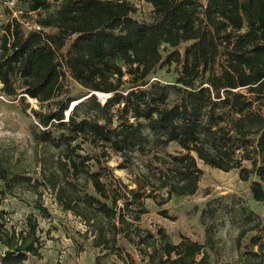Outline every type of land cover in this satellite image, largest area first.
Here are the masks:
<instances>
[{"label": "trees", "instance_id": "obj_1", "mask_svg": "<svg viewBox=\"0 0 264 264\" xmlns=\"http://www.w3.org/2000/svg\"><path fill=\"white\" fill-rule=\"evenodd\" d=\"M136 1L151 6L149 21L137 20L128 0H15L27 10L24 21L0 23V93L39 108L30 109L29 156L0 140V201L15 198L47 220L50 195L84 225L99 251L94 264L131 260L120 239L147 264H215L207 247L214 251L217 209L201 215L206 244L184 236L175 243L140 221L147 200L161 208L197 192L198 162L237 171L242 182L255 177L249 191L264 208V0ZM171 66L179 67L174 83L151 81ZM111 154L118 169L131 170L130 184L102 166ZM239 211L231 218L237 247L256 233L231 264H264V222ZM9 223L0 211V264L40 258L38 217Z\"/></svg>", "mask_w": 264, "mask_h": 264}, {"label": "rangeland", "instance_id": "obj_2", "mask_svg": "<svg viewBox=\"0 0 264 264\" xmlns=\"http://www.w3.org/2000/svg\"><path fill=\"white\" fill-rule=\"evenodd\" d=\"M136 7V13L133 15L139 21H149L151 16V6L136 0H128ZM204 2V0H203ZM26 5L18 3L11 4L8 0H0V23H6L10 18H19L26 12ZM34 15H32L33 17ZM28 28H35L32 19H26ZM186 44L179 49L182 51ZM179 67L171 66L156 70L151 75V81L157 80L161 83H174L177 77ZM1 88V84H0ZM82 89L71 82V93L80 94ZM98 97L103 100L106 95L99 94ZM25 104L29 107L23 109L19 97L16 99L8 98L0 93V140L4 145L13 147L17 152H23L24 156L30 155L31 141L30 128L34 124V119L30 109H38V103L35 100L26 98ZM85 151L91 155H98V150H93L85 146ZM174 148L171 145L168 149ZM102 166L113 168V173L121 178L125 184H130L132 176L129 169H118L117 164L120 159L111 154L108 160L101 158ZM141 163V161H138ZM92 170H98L93 162ZM198 167L202 170V177L199 182L197 192L188 197H172L171 200L163 207H157L151 200L145 202L147 213L142 216L140 224L143 228H153L154 226L163 227L173 242H178L182 236L188 237L200 244H206L205 227L201 222V215L204 210L213 208L217 209L220 218L218 220V229L214 233V251H210L212 260L215 264H231L239 254L244 251L245 246L250 244V238L255 235L256 231L249 232L237 247L235 238L237 229L233 224L232 216L234 212L239 213L243 207L246 211H251L264 222V208L261 203L253 200L249 187L252 181L256 180L251 177L249 181L242 182L238 178L237 171L224 173L212 169L201 162ZM133 172H137L133 169ZM1 189V183H0ZM45 205L48 207L51 218L43 220L39 217L37 211L26 206L21 201L7 197L0 201V211L8 214L10 219L9 226L12 224L19 228L25 218L33 214L38 217L41 237L44 241L41 249V257H30L25 264H94V259L99 255V251L93 249L90 239L82 236L84 225L79 219L75 218L70 212L58 208L52 201L50 195L45 194ZM165 210L170 218H165L159 214V211ZM118 244L122 247L124 253L130 255L131 260L123 262L116 259L115 256L104 258L103 262L111 264H147L141 260L134 246L120 239ZM4 248L0 246V254Z\"/></svg>", "mask_w": 264, "mask_h": 264}, {"label": "built area", "instance_id": "obj_3", "mask_svg": "<svg viewBox=\"0 0 264 264\" xmlns=\"http://www.w3.org/2000/svg\"><path fill=\"white\" fill-rule=\"evenodd\" d=\"M10 3H11V4H14V3H15V0H11Z\"/></svg>", "mask_w": 264, "mask_h": 264}, {"label": "bare ground", "instance_id": "obj_4", "mask_svg": "<svg viewBox=\"0 0 264 264\" xmlns=\"http://www.w3.org/2000/svg\"><path fill=\"white\" fill-rule=\"evenodd\" d=\"M74 105V104H73ZM73 105H72V107H73Z\"/></svg>", "mask_w": 264, "mask_h": 264}, {"label": "water", "instance_id": "obj_5", "mask_svg": "<svg viewBox=\"0 0 264 264\" xmlns=\"http://www.w3.org/2000/svg\"><path fill=\"white\" fill-rule=\"evenodd\" d=\"M24 96V95H23Z\"/></svg>", "mask_w": 264, "mask_h": 264}]
</instances>
